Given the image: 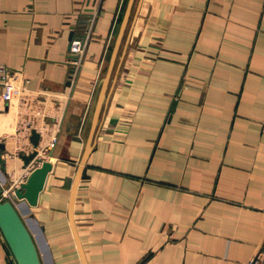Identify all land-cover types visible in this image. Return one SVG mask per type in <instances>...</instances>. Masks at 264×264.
I'll list each match as a JSON object with an SVG mask.
<instances>
[{
    "label": "crops",
    "instance_id": "0c3cea01",
    "mask_svg": "<svg viewBox=\"0 0 264 264\" xmlns=\"http://www.w3.org/2000/svg\"><path fill=\"white\" fill-rule=\"evenodd\" d=\"M0 66L25 90L0 98V186L52 165L35 206L9 199L41 264H85L73 230L86 264H249L263 249L264 0H0ZM0 264H17L1 231Z\"/></svg>",
    "mask_w": 264,
    "mask_h": 264
},
{
    "label": "water",
    "instance_id": "95a60500",
    "mask_svg": "<svg viewBox=\"0 0 264 264\" xmlns=\"http://www.w3.org/2000/svg\"><path fill=\"white\" fill-rule=\"evenodd\" d=\"M74 36L73 31L70 33L69 42L72 41ZM70 48V44H69ZM97 113V112H96ZM97 117L95 115L92 121L91 131L88 137V143L85 153L82 156L80 165L78 167L76 176L71 189V200L73 199L75 187L77 181L80 178L82 170L84 168L86 159L92 149V143L95 135V128L97 125ZM29 141L33 147V151L30 154H21L19 158L23 161V168L26 169L30 163L38 156V144L40 141V134L36 130H32L30 133ZM4 150V145L0 143V165L4 167L5 162L1 158V152ZM52 165L49 161H41L40 167L35 168L27 180L21 184L20 189L15 191V195L18 199H24L30 206H35L38 201L40 192L42 191L47 175L51 171ZM1 192V190H0ZM0 231L16 261L17 264H41L38 251L33 242V239L22 221L17 210L9 200L2 201L0 199ZM74 237L77 241L79 250L83 257L82 247L77 237L76 231L73 230Z\"/></svg>",
    "mask_w": 264,
    "mask_h": 264
},
{
    "label": "built area",
    "instance_id": "2783aa9c",
    "mask_svg": "<svg viewBox=\"0 0 264 264\" xmlns=\"http://www.w3.org/2000/svg\"><path fill=\"white\" fill-rule=\"evenodd\" d=\"M91 20H92V18H89L88 21L91 22ZM86 29L87 28H85L82 31V33H75V31H73L74 36H73L72 41L70 42L69 50H70V54L72 55V58H73L71 63L76 68H74L75 71H73V73H71V79L72 80L74 79V76L76 74L77 67H79L80 55H82V53L84 52V49H85L86 44H87L88 32ZM0 73H1L0 83H1V86L3 88L2 93L0 94V98L6 103H11L12 101H14L16 99L21 100V99L25 98L24 88H22V87H20L14 83V80H13V77H15L14 73L11 72L10 69H8L5 66H0ZM32 129L36 130L35 128H32ZM30 133H31V130H30ZM55 141H56V137L53 136L51 138V140L48 141V143L44 146L45 147L44 149L48 150L49 148H51L53 146V144L55 143ZM38 155H39V150H38ZM41 161H45V160H40V164H41ZM28 176H27V178H28ZM27 178L23 181L22 178L20 180H18V177L15 176L14 181L10 182L9 185L0 186V190H1L0 197L2 196L6 200H9L11 196L15 195V191L20 189L21 184L24 183L27 180ZM249 264H264V247L251 260V262Z\"/></svg>",
    "mask_w": 264,
    "mask_h": 264
},
{
    "label": "rangeland",
    "instance_id": "374dc122",
    "mask_svg": "<svg viewBox=\"0 0 264 264\" xmlns=\"http://www.w3.org/2000/svg\"><path fill=\"white\" fill-rule=\"evenodd\" d=\"M26 115H28V113H26ZM31 117H32V115H31ZM33 124H37V122L34 121ZM42 124H44V123L42 122ZM0 199H1L2 201H5V200H6V199H5L4 197H2V196L0 197ZM18 209H19L20 212H23L19 207H18Z\"/></svg>",
    "mask_w": 264,
    "mask_h": 264
}]
</instances>
